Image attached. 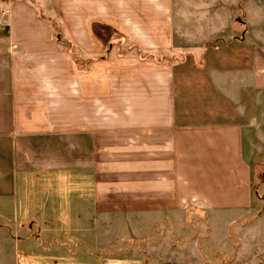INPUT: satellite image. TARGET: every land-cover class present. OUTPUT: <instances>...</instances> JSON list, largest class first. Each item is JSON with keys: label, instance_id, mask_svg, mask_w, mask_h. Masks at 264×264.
<instances>
[{"label": "crops", "instance_id": "1", "mask_svg": "<svg viewBox=\"0 0 264 264\" xmlns=\"http://www.w3.org/2000/svg\"><path fill=\"white\" fill-rule=\"evenodd\" d=\"M35 3L54 8L68 37ZM49 3L0 0V241L44 242L58 260L61 236L97 215H167L192 202L250 209L248 153L264 134V0ZM111 38L157 57L188 51L204 65L123 54L128 45L111 55ZM43 178L61 192L38 198Z\"/></svg>", "mask_w": 264, "mask_h": 264}, {"label": "rangeland", "instance_id": "2", "mask_svg": "<svg viewBox=\"0 0 264 264\" xmlns=\"http://www.w3.org/2000/svg\"><path fill=\"white\" fill-rule=\"evenodd\" d=\"M52 1L50 0L51 4ZM36 7L38 13L46 14L53 20L57 28L55 31L62 32L63 28V34L68 37L66 26L56 17L53 7L46 8L44 4H36ZM63 14L71 29L70 14L65 9ZM242 18L244 19L243 16ZM242 18L236 17L235 21L242 22ZM100 26L98 24V33H105ZM110 40L111 55L115 54V46L121 45L123 48L128 45L123 54L126 51L134 53L135 48L132 46L136 45L133 42L126 39ZM213 43L216 42L211 44ZM191 45L197 48L196 43ZM108 48L105 47L104 50L108 51ZM137 48L141 50L138 46ZM135 51L140 55L136 49ZM193 54L183 51L176 56L171 53L169 56L160 54V58L162 61L167 59L181 63L190 61L197 69L202 68L203 57ZM261 107L263 106L256 107L258 120L264 118ZM253 143L254 146H250V149L255 151L248 153L252 165L253 199L252 206L247 211L222 213L192 202L184 209L167 215H97L89 222L82 221L79 232H66L61 236L63 247L59 248L61 256L58 260L44 254V251L50 249V245L46 248L47 244L42 239H37V243L43 242L44 245L40 244L38 248L32 247L29 250L18 247L17 240L21 236L11 233L8 234L11 239L8 236L0 241V264H24L21 254L28 251L31 256L27 257V264H264V134L258 132ZM52 180L43 178L38 181L39 186H32V191L42 199L56 195L61 192L62 187ZM70 189L69 184L64 186V213L71 211L73 205ZM67 218L61 220L63 223L65 221V225ZM10 219L12 221V217ZM33 243L36 244L34 241Z\"/></svg>", "mask_w": 264, "mask_h": 264}, {"label": "trees", "instance_id": "3", "mask_svg": "<svg viewBox=\"0 0 264 264\" xmlns=\"http://www.w3.org/2000/svg\"><path fill=\"white\" fill-rule=\"evenodd\" d=\"M42 15V14H41ZM43 17H46L45 15H42ZM49 19V18H48ZM50 20V23L54 26L55 25V23L53 22V20H51V19H49ZM54 28H55V30L57 29L55 26H54ZM56 34L58 35V36H61L62 34H63V28H62V32H61V30H57L56 31ZM139 53H140V57H142V58H152V59H154V60H157V61H159V60H161L162 58H160V57H157V56H155L153 53H151V52H147V51H141V50H139L137 47H135V46H133Z\"/></svg>", "mask_w": 264, "mask_h": 264}]
</instances>
